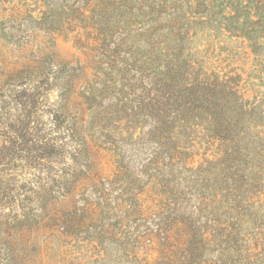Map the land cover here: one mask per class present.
<instances>
[{
  "label": "rangeland",
  "instance_id": "obj_1",
  "mask_svg": "<svg viewBox=\"0 0 264 264\" xmlns=\"http://www.w3.org/2000/svg\"><path fill=\"white\" fill-rule=\"evenodd\" d=\"M151 3L0 0V264H264V236L252 243L246 223L234 238L215 234L214 217L224 232L236 222L215 145L193 136L169 163L132 117L149 85ZM177 5L155 4L160 35ZM263 17L252 11L240 37L201 24L182 47L207 71L239 74L261 108ZM175 45L168 33L162 47ZM248 248L257 256L246 258Z\"/></svg>",
  "mask_w": 264,
  "mask_h": 264
},
{
  "label": "trees",
  "instance_id": "obj_2",
  "mask_svg": "<svg viewBox=\"0 0 264 264\" xmlns=\"http://www.w3.org/2000/svg\"><path fill=\"white\" fill-rule=\"evenodd\" d=\"M155 1L147 6L151 27L144 41L149 66L145 77L149 85L144 97L134 106L132 117L144 118L148 123V138L161 147L169 163L182 158L181 148L193 136L215 145L214 162L222 167L219 186L231 201L229 209L236 219L231 229L224 232L222 223L214 217L218 222L215 234L219 239L234 238L240 233L239 225L246 223L252 231L247 235L257 244L259 236H264V108L246 96L239 74L207 71L187 59L182 47L192 29L201 24L226 29L230 35L240 37L245 33L243 29L254 23L250 18L252 11H264V0H177V17L170 19L165 35H160L163 27L154 15L159 11L155 4L161 7L163 0ZM168 33L176 45L163 48ZM66 134L77 146L85 147L86 142L79 138L76 129L69 127ZM75 152L79 154L80 150L75 147ZM158 159V155L151 156L149 164H159ZM137 193L130 199L134 212L141 205ZM88 208L87 204L84 210ZM54 221L64 226L67 220L61 216ZM161 221L166 226L167 220ZM198 237L206 239L208 233L203 231ZM245 256L257 254L248 248Z\"/></svg>",
  "mask_w": 264,
  "mask_h": 264
}]
</instances>
